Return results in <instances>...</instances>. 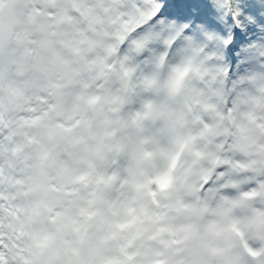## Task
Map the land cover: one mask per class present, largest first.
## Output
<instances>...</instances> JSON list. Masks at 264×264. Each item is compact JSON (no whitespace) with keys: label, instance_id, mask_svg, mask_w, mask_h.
<instances>
[{"label":"snow or ice","instance_id":"1","mask_svg":"<svg viewBox=\"0 0 264 264\" xmlns=\"http://www.w3.org/2000/svg\"><path fill=\"white\" fill-rule=\"evenodd\" d=\"M0 264H264V0H0Z\"/></svg>","mask_w":264,"mask_h":264}]
</instances>
